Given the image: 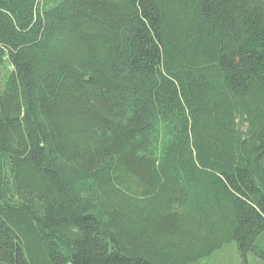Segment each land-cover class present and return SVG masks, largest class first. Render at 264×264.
<instances>
[{"label":"trees","instance_id":"16d2710c","mask_svg":"<svg viewBox=\"0 0 264 264\" xmlns=\"http://www.w3.org/2000/svg\"><path fill=\"white\" fill-rule=\"evenodd\" d=\"M264 263V0H0V264Z\"/></svg>","mask_w":264,"mask_h":264},{"label":"rangeland","instance_id":"374dc122","mask_svg":"<svg viewBox=\"0 0 264 264\" xmlns=\"http://www.w3.org/2000/svg\"><path fill=\"white\" fill-rule=\"evenodd\" d=\"M250 258L251 255H249L250 264H264L263 262L251 260ZM194 264H243V260L236 250L235 243L232 241L224 244L211 255L204 257Z\"/></svg>","mask_w":264,"mask_h":264}]
</instances>
